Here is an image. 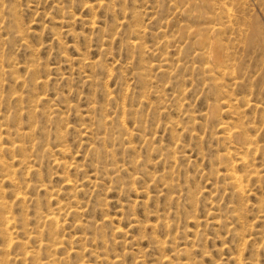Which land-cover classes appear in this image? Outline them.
Here are the masks:
<instances>
[{"label":"rangeland","instance_id":"1","mask_svg":"<svg viewBox=\"0 0 264 264\" xmlns=\"http://www.w3.org/2000/svg\"><path fill=\"white\" fill-rule=\"evenodd\" d=\"M0 130V264H264V0H0Z\"/></svg>","mask_w":264,"mask_h":264},{"label":"bare ground","instance_id":"2","mask_svg":"<svg viewBox=\"0 0 264 264\" xmlns=\"http://www.w3.org/2000/svg\"><path fill=\"white\" fill-rule=\"evenodd\" d=\"M16 24V23H15ZM14 24V25H15ZM3 29H4V27H3ZM19 37V36H18ZM135 43H137V42H135ZM82 63H83V61H81ZM95 63H97V62H95ZM84 65H87L86 63H83ZM93 64V63H92ZM98 64V63H97ZM89 65H90V63H89ZM34 67V66H33ZM29 70V69H28ZM32 70V69H31ZM34 70V69H33ZM60 72V71H59ZM142 76V75H141ZM33 79V78H32ZM89 79V78H88ZM27 80V79H26ZM90 80V79H89ZM22 82V81H21ZM25 84V83H24ZM39 85V84H38ZM24 95V94H23ZM24 97V96H23ZM40 98V97H39ZM40 104V103H39ZM17 113H18V111H16ZM26 112V111H25ZM119 112V111H118ZM22 113V112H21ZM13 115H14V113H13ZM29 115V114H28ZM123 116H124V113L122 114ZM13 117V116H12ZM16 117V116H15ZM31 117V116H30ZM119 119V118H118ZM123 119V118H122ZM10 120V119H9ZM107 121V120H106ZM96 122V121H95ZM124 121L122 120V123H123ZM159 125V124H158ZM109 129V128H108ZM103 130V129H102ZM107 130V129H106ZM112 130V129H111ZM30 132V131H29ZM107 132V131H106ZM105 132V133H106ZM109 132H110V130H109ZM0 133H1V130H0ZM18 133V132H17ZM20 134V133H19ZM21 135V134H20ZM111 135V134H110ZM0 136H1V134H0ZM19 136V135H18ZM22 137V136H21ZM21 139V138H20ZM25 139H26V137H25ZM24 139V140H25ZM33 139V138H32ZM2 141V140H1ZM0 141V142H1ZM17 141V140H16ZM15 141V142H16ZM23 140H21V141H18V143H17V145L15 146V149H17V150H22L21 152H23L25 149V146H27L26 145V141H25V143L24 142H22ZM15 142H13V143H15ZM13 143H12V145H13ZM63 144V143H62ZM15 145V144H14ZM0 146H1V143H0ZM33 146V145H32ZM4 147V146H3ZM7 148L8 147H6V150H7ZM155 148V147H154ZM153 148V149H154ZM0 149H2L3 150V148L2 147H0ZM24 149V150H23ZM27 149H29L28 147H27ZM4 150H5V147H4ZM1 151V150H0ZM8 151V150H7ZM6 151V152H7ZM18 153V154H22V153ZM58 152H60V153H62L63 154V152H64V149L63 148H59L58 149ZM27 153V152H26ZM15 154H17V153H15ZM14 155V154H13ZM24 155H25V152H24ZM27 155V154H26ZM29 156V155H28ZM1 157V156H0ZM17 157V156H16ZM22 157H24V156H22ZM13 158V157H12ZM14 159V158H13ZM15 160V159H14ZM18 160H20V159H18ZM17 161V160H16ZM27 161H28V159H27ZM22 162V161H21ZM24 162H25V160H24ZM24 162H23V164H24ZM58 162V161H57ZM1 163V162H0ZM3 163V162H2ZM2 163L0 164V166L2 165ZM26 163V162H25ZM60 163H61V160H60ZM66 163V162H65ZM21 164V163H20ZM28 164V163H27ZM56 164V163H55ZM59 164V163H58ZM62 165V164H61ZM63 167V166H62ZM4 169H5V167H4ZM31 169V168H30ZM6 170V169H5ZM28 170H29V168H28ZM31 172V171H30ZM13 174V173H12ZM4 176V175H3ZM5 176H8L7 174L5 175ZM9 177V176H8ZM68 179H69V177H68ZM11 180V179H10ZM9 180V181H10ZM65 180V179H64ZM73 183V182H72ZM71 183V184H72ZM13 185V184H12ZM1 187V186H0ZM18 187V186H17ZM71 187L73 188V186L71 185ZM15 190V189H14ZM74 190V189H73ZM78 192V191H77ZM20 194V193H19ZM75 196H76V194H74ZM72 197H73V195H71ZM17 197V196H16ZM19 197H21V194L19 195ZM3 198V197H2ZM57 199H58V197H57ZM1 200V199H0ZM59 200V199H58ZM57 200V201H58ZM9 202V201H8ZM20 202V201H19ZM18 202V203H19ZM70 202V201H69ZM24 203V202H23ZM76 203H78V202H76ZM74 204H75V202H74ZM21 205V204H20ZM0 206H1V208L3 207V203L2 202H0ZM60 206V205H59ZM65 206V205H64ZM78 206V205H77ZM63 207V206H62ZM61 207V208H62ZM60 208V207H59ZM58 207H57V210L59 209ZM64 208H66V207H64ZM77 208V207H76ZM76 210H78V209H76ZM54 211V210H53ZM52 211V212H53ZM6 212V211H5ZM59 212V211H58ZM1 213V212H0ZM76 213H78V212H76ZM48 214V213H47ZM60 214H62V213H60ZM45 216V215H44ZM47 216V215H46ZM61 216V215H60ZM1 217H2V220H3V222H6V223H9L10 222V217L8 216V215H3L2 216V214H1ZM62 218H63V216H62ZM58 220V218H56V216H55V214H53V215H51V216H48V220H50L51 222H55V221H57ZM12 221V220H11ZM137 222V221H136ZM77 223V222H76ZM54 224V223H53ZM52 225V224H51ZM4 226H2V228H3ZM52 227V226H51ZM53 228V227H52ZM4 229H5V227H4ZM58 229V228H57ZM120 229V228H119ZM1 230V229H0ZM52 230V229H51ZM50 232V231H49ZM52 232V231H51ZM28 233V232H27ZM58 234H59V231L57 232ZM4 234H5V232H4ZM6 234L8 235L9 233L6 231ZM20 234V233H19ZM55 234H56V232H55ZM52 238V237H51ZM12 238H10V240H9V238H8V240L10 241V244L12 245V244H14V245H18V244H20L21 242L17 239V240H15V239H12ZM61 241H63V240H61ZM55 242H57V238H56V241ZM59 242V241H58ZM57 242V243H58ZM56 243V244H57ZM60 243V242H59ZM6 245H7V243H6ZM41 245V244H40ZM50 245H51V243H50ZM8 246V245H7ZM46 246V245H45ZM48 246V245H47ZM46 246V247H47ZM52 246V245H51ZM57 246V245H56ZM60 246V245H59ZM55 247V246H54ZM58 247V246H57ZM15 248V247H14ZM13 249V248H12ZM2 250V249H1ZM55 250H57L58 251V249L56 248ZM56 251V252H57ZM21 253V252H20ZM23 253H24V251H23ZM22 253V254H23ZM29 255H31V254H33L31 251H29V252H27ZM28 254H27V257H28ZM49 255V254H48ZM26 256V255H25ZM32 256V255H31ZM34 256V255H33ZM36 256V255H35ZM20 257H23V255H21ZM63 257V256H62ZM17 258V257H16ZM15 258V259H16ZM30 258V257H29ZM32 258V257H31ZM19 259V258H18ZM36 259V258H35ZM6 260V259H5ZM24 260H25V257H24ZM117 261V260H116ZM6 262V261H5ZM62 262H63V260H62Z\"/></svg>","mask_w":264,"mask_h":264}]
</instances>
